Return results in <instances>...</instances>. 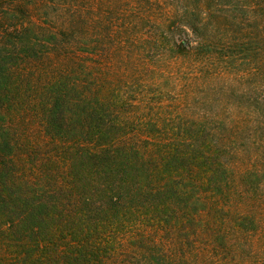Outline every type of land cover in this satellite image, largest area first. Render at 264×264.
Segmentation results:
<instances>
[{
    "label": "trees",
    "instance_id": "1",
    "mask_svg": "<svg viewBox=\"0 0 264 264\" xmlns=\"http://www.w3.org/2000/svg\"><path fill=\"white\" fill-rule=\"evenodd\" d=\"M246 257L264 0H0V264Z\"/></svg>",
    "mask_w": 264,
    "mask_h": 264
},
{
    "label": "rangeland",
    "instance_id": "2",
    "mask_svg": "<svg viewBox=\"0 0 264 264\" xmlns=\"http://www.w3.org/2000/svg\"><path fill=\"white\" fill-rule=\"evenodd\" d=\"M227 83L224 82L223 79H208L206 82H204V86L206 87L205 91H211L213 88H218L221 85H226ZM195 96L199 97L197 94H195ZM192 108H194L196 111L199 110V106L197 104H193ZM261 237H255L251 240V244L253 245V248H256L260 242H261ZM243 255V254H242ZM248 256V255H247ZM242 257V256H241ZM240 264H248V257L244 258L243 260H241ZM251 264V263H250Z\"/></svg>",
    "mask_w": 264,
    "mask_h": 264
}]
</instances>
